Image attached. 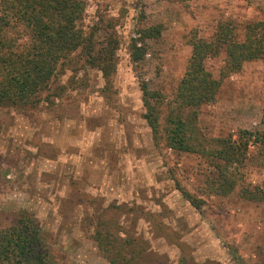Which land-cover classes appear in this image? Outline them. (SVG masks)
Returning a JSON list of instances; mask_svg holds the SVG:
<instances>
[{"label":"rangeland","instance_id":"rangeland-1","mask_svg":"<svg viewBox=\"0 0 264 264\" xmlns=\"http://www.w3.org/2000/svg\"><path fill=\"white\" fill-rule=\"evenodd\" d=\"M82 22L98 46L119 41L109 85L101 71L82 68L59 77L67 91L56 104L23 113L0 108V228L26 210L38 222L58 264H109L85 235L84 210L133 208L128 231L148 242L159 264H264V201L239 189L210 194L211 160L157 146L144 119V85L173 98L195 39L211 41L220 24L240 38L264 23V0H82ZM162 25L156 40L139 41L146 54L133 61L141 32ZM225 55L208 60L216 78ZM75 63L73 68H80ZM208 138L264 130V61L249 62L227 79L217 101L200 112ZM247 184L264 190L256 148L243 169ZM198 199L197 208L183 195Z\"/></svg>","mask_w":264,"mask_h":264},{"label":"trees","instance_id":"trees-1","mask_svg":"<svg viewBox=\"0 0 264 264\" xmlns=\"http://www.w3.org/2000/svg\"><path fill=\"white\" fill-rule=\"evenodd\" d=\"M85 12L82 0H0V108L30 114L54 106L67 91L56 81L70 70L97 69L111 85L119 41L114 34L99 47L94 29L87 31L82 24ZM163 30L159 25L141 32L132 44L134 62L146 54L138 42L156 40ZM240 37L235 26L225 23L211 41L195 39L173 98L143 86L144 119L157 146L211 160L214 173L206 182L210 194L228 197L239 189L243 199L259 202L264 201V190L247 184L243 169L252 147L264 165V130L208 138L199 122L201 109L217 101L227 79L241 74L249 62L264 61V23L247 24ZM221 54L224 65L216 78L207 63ZM76 62L80 68L72 69ZM183 195L200 208L191 193ZM131 212L133 208L117 204L96 215L85 209L81 227L109 264H159L149 243L128 231ZM0 264H58L37 220L26 210L13 224L0 228Z\"/></svg>","mask_w":264,"mask_h":264}]
</instances>
